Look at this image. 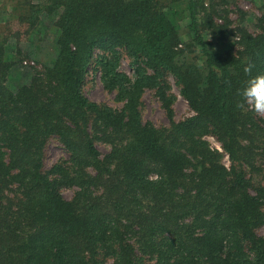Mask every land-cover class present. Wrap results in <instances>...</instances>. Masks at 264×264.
Returning a JSON list of instances; mask_svg holds the SVG:
<instances>
[{"label":"trees","instance_id":"1","mask_svg":"<svg viewBox=\"0 0 264 264\" xmlns=\"http://www.w3.org/2000/svg\"><path fill=\"white\" fill-rule=\"evenodd\" d=\"M12 8L14 49L0 40V264H264V118L236 108L244 66L264 73V6L253 31L237 0ZM41 50V68L12 86L16 60ZM91 66L120 107L83 92ZM168 75L191 109L180 118ZM146 87L166 124L142 117ZM51 137L67 154L46 165Z\"/></svg>","mask_w":264,"mask_h":264},{"label":"rangeland","instance_id":"2","mask_svg":"<svg viewBox=\"0 0 264 264\" xmlns=\"http://www.w3.org/2000/svg\"><path fill=\"white\" fill-rule=\"evenodd\" d=\"M20 0H0V40L6 37L7 45L10 49H14L16 44L15 37L10 33L12 26L16 20L14 10L12 5ZM237 5L247 12L246 26L251 31L255 30L254 17L260 14L261 8L264 6V0H237ZM230 16L235 18V12H231ZM253 18V19H251ZM46 22L44 28H41V35L48 36L47 42L50 43L51 35L54 32L50 21L45 19ZM23 49H28V42L21 43ZM51 51L46 52L40 51V53L31 56H26L23 59H18L14 65L9 70V83L16 87L24 79L25 75L30 71L32 65L36 68H41V63L44 57L50 55ZM38 58V59H36ZM89 67L85 75V80L83 84V92L91 99L96 101L104 102L113 107H120L122 101L115 97V90L110 89L104 85L100 78V73ZM119 68L132 75L133 70L131 68L130 59L122 53L119 63ZM169 83V90L173 94L172 108L173 115L175 118L183 117L191 113V109L188 106L186 100L181 96L179 92V86L174 82L173 77L167 76ZM141 101V114L144 119H150L157 124H166L168 122V116L161 99L155 92L154 88H144L140 96ZM207 138L214 145L217 142L213 136L208 135ZM101 149H105L103 144H100ZM44 163L49 165L51 162L56 160L58 157L65 156L67 153L62 147L61 143L55 138L51 137L48 139L47 144L44 149ZM224 162H227V158L224 157ZM65 195H70L71 191L69 189L64 190ZM259 232H263V228H259Z\"/></svg>","mask_w":264,"mask_h":264},{"label":"clouds","instance_id":"3","mask_svg":"<svg viewBox=\"0 0 264 264\" xmlns=\"http://www.w3.org/2000/svg\"><path fill=\"white\" fill-rule=\"evenodd\" d=\"M254 65L249 63L243 71L249 75V79L239 95L242 99L237 102L236 108L241 111H251L256 116L264 118V73L251 75ZM226 83H229L226 81Z\"/></svg>","mask_w":264,"mask_h":264}]
</instances>
